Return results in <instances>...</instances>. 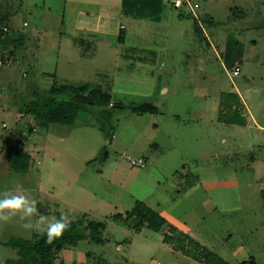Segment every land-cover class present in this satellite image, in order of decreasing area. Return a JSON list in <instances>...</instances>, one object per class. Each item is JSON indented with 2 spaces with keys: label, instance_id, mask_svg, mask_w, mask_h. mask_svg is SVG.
Instances as JSON below:
<instances>
[{
  "label": "rangeland",
  "instance_id": "obj_1",
  "mask_svg": "<svg viewBox=\"0 0 264 264\" xmlns=\"http://www.w3.org/2000/svg\"><path fill=\"white\" fill-rule=\"evenodd\" d=\"M128 1L123 15L100 17L116 33L126 27L119 44L76 27L124 0H0V20L7 19L0 22L7 33L0 41V199L23 195L37 208L0 219V264L18 257L6 245L11 238L41 236L39 217L46 226L62 215L105 224L104 243L65 248L64 264H207L209 254L214 263L264 264V136L254 125L221 121L230 115L222 93L264 90V65L251 57L233 77L229 62L245 47L249 54L253 42L264 54V0H197L196 16L184 18L169 0ZM54 74L69 85L102 87L112 104L86 105L74 125L36 126L27 135L35 122L20 107L36 89L48 90ZM144 103L158 113L134 112ZM103 110L112 117L101 118ZM10 134L33 156L27 173L9 169L3 141ZM139 160L144 166L132 164ZM138 202L200 247L186 242L185 253L163 243L161 232L115 219Z\"/></svg>",
  "mask_w": 264,
  "mask_h": 264
},
{
  "label": "trees",
  "instance_id": "obj_2",
  "mask_svg": "<svg viewBox=\"0 0 264 264\" xmlns=\"http://www.w3.org/2000/svg\"><path fill=\"white\" fill-rule=\"evenodd\" d=\"M150 1V0H149ZM162 1V0H152ZM150 2L149 6L153 9L157 6L155 2ZM129 1L124 0L123 7L129 9ZM160 7L161 5L158 4ZM7 21L3 17L0 22ZM196 33H199V23L195 22ZM5 30L0 29V41L6 35ZM119 40H123V33ZM23 44V43H22ZM10 55L13 53L10 51ZM232 68V64H231ZM223 106L225 111L230 112L222 117L223 123L246 126L247 122L243 117V108L240 104V98L234 93H222ZM112 96L102 87H92L90 84L69 85L60 82L54 78L52 86L47 90L36 89L32 93V98L25 102L19 110L21 117L30 116L35 122V127H30L27 135H32L36 131V126L48 128L51 124L74 125L79 118L80 113L86 105H97L100 107L111 106ZM118 108H123L122 106ZM134 112L140 114L158 113V108L151 103H144L133 108ZM100 117L110 119L112 115L103 110ZM100 129H103L102 127ZM3 151L7 160L9 169L16 173H27L31 166L33 156L23 146L19 137L14 138L12 134L3 141ZM264 200V193H263ZM84 218L70 222L59 239L52 243H47V234L34 239L11 238L7 246L17 251V259H10L4 264H64L62 261V252L69 246H77L83 241H92L102 244L104 239L102 233L105 230L103 222L88 220ZM115 219L123 220L124 224L136 231L147 228L154 232H161L163 243L177 244L179 250L187 253L185 243L194 247H200L199 243L191 240L186 234L180 233L170 225L168 221L154 210L146 207L142 202H138L136 207L123 216L116 215ZM179 233L181 235H179ZM210 255V254H209ZM209 255L206 256L207 264H224L219 260L211 262ZM203 262V259H200ZM243 264H257L255 259H250Z\"/></svg>",
  "mask_w": 264,
  "mask_h": 264
},
{
  "label": "crops",
  "instance_id": "obj_3",
  "mask_svg": "<svg viewBox=\"0 0 264 264\" xmlns=\"http://www.w3.org/2000/svg\"><path fill=\"white\" fill-rule=\"evenodd\" d=\"M154 7H157V6H154ZM123 9H124V7H121V6L118 7V6H115L114 4H109L107 6L106 10H102V12H98L99 17L97 14L94 16L90 15V16H87L86 18L82 19V21L79 23L78 27H76V31L77 32H83L88 37L90 34L91 35L93 34L96 37L99 36L98 38H96L98 40L105 39L104 35H106V38L108 39V41H110V40L116 41L119 44L124 43L126 38H127V34L125 32L126 27L124 25H120L119 28L116 29V30H118L116 33L114 31H111L108 27L104 26V23L106 21H108V18L106 21L100 20V17L105 16V15L106 16H110V15L116 16L118 14L123 15L124 14ZM181 12L182 13L180 15L183 18L187 17V16L189 17L191 15L196 16L195 13H191L189 10H185V11H181ZM144 13L146 14L147 11H144ZM26 25L27 24L25 23V26ZM122 33H123V40L120 41L119 37ZM82 41L85 42V39H83ZM84 45H86V44H84ZM87 45L89 46V43ZM251 45L252 46H250L249 54H248V52L246 54V47H245V49L243 51H241L235 58L234 57H233V59L231 58V61H229L232 64V72H231L232 76H233V71L236 67L240 68V74H241V72H242L241 65L243 64V61L247 60V59L252 60L251 57H253L252 61L257 60L256 62L258 63V65H264V62H263L264 57L262 56L264 54L262 53L261 49L257 46L258 43L253 42ZM40 74H42V77H46L45 75H48L47 77H49L51 75L50 73H47V72H44V73L40 72ZM240 74L238 76H240ZM238 76H236V77H238ZM233 77H235V76H233ZM54 78H57L55 76V74H54ZM246 82H247V84H250L251 79H247ZM235 88H236V92L229 91L227 93H234V94H237L239 96L240 104L242 105V108H243V113L245 112V114H243V117H245V119H246V122H247L246 126H249L251 128V126L254 125L255 126L254 129L259 131V133H261V135L264 136V116L262 117V115L264 113V93H263L264 90H262L260 87H257L255 85H251V87H248V88L244 87L242 89H240V87H235ZM239 89H240V91H239ZM261 117L263 119H261ZM160 215L163 216L165 219L167 218L165 215H162V214H160ZM257 264H259V263L257 262Z\"/></svg>",
  "mask_w": 264,
  "mask_h": 264
},
{
  "label": "clouds",
  "instance_id": "obj_4",
  "mask_svg": "<svg viewBox=\"0 0 264 264\" xmlns=\"http://www.w3.org/2000/svg\"><path fill=\"white\" fill-rule=\"evenodd\" d=\"M6 212V214H5ZM19 213L22 217H30L37 213L36 201L29 200L23 195H5L0 199V219L7 220L9 216ZM45 218L40 216L37 221V226L42 232L47 234V243H52L55 239H59L66 228L69 226V219L67 216L62 215L60 219L54 223L42 226ZM32 227V225H28Z\"/></svg>",
  "mask_w": 264,
  "mask_h": 264
},
{
  "label": "built area",
  "instance_id": "obj_5",
  "mask_svg": "<svg viewBox=\"0 0 264 264\" xmlns=\"http://www.w3.org/2000/svg\"><path fill=\"white\" fill-rule=\"evenodd\" d=\"M171 6L179 11L189 10L191 13H195L197 9L200 8L197 0H169ZM2 62L0 61V65ZM240 74V68L236 67L233 71V76H238ZM133 165L144 166V161L139 160L138 162L133 161Z\"/></svg>",
  "mask_w": 264,
  "mask_h": 264
},
{
  "label": "water",
  "instance_id": "obj_6",
  "mask_svg": "<svg viewBox=\"0 0 264 264\" xmlns=\"http://www.w3.org/2000/svg\"><path fill=\"white\" fill-rule=\"evenodd\" d=\"M114 135V134H113Z\"/></svg>",
  "mask_w": 264,
  "mask_h": 264
}]
</instances>
